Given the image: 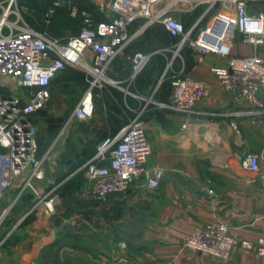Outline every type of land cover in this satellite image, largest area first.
Returning a JSON list of instances; mask_svg holds the SVG:
<instances>
[{"label":"crops","instance_id":"obj_1","mask_svg":"<svg viewBox=\"0 0 264 264\" xmlns=\"http://www.w3.org/2000/svg\"><path fill=\"white\" fill-rule=\"evenodd\" d=\"M202 10L200 7L186 15L193 21ZM247 11H264V0L248 1ZM159 26L149 30L164 29ZM137 27L132 25L130 31ZM166 35L172 43L167 31ZM140 38L116 56L108 73L114 83L105 89L109 92L107 87L114 88L121 94L124 114L146 105L145 133L151 148L146 168L147 173L163 171L159 187L146 189V173L125 192L114 193L102 202L87 193L83 173L76 178V172L71 173L74 156L67 151L58 154L53 169H47L48 185L38 186L36 191L54 189L61 196L60 205L52 214L33 216L26 224H22V217L9 228L2 224L5 244L0 248V264H264V256L239 246L242 240L255 243L264 238V107L246 103L219 84L214 70L227 66L226 57L207 54L198 61L197 53L190 49L176 57L173 44L148 52L162 57L165 63L139 93L134 88L136 74L129 58L133 45H142ZM251 52V46L234 33L232 54ZM176 58L180 69L173 71L171 64ZM180 72L203 81L209 89L191 116L155 104L170 100L171 81ZM87 86V77L68 67L53 79L50 94L69 89L82 96ZM258 95L264 102V90ZM144 98L150 101L146 104ZM96 111L100 116L85 121L78 136L99 134L110 138V124L101 102L96 104ZM81 150L77 164L80 171L91 155L89 149ZM249 153L261 154L257 171L242 166ZM17 186L5 195L0 213L4 214L25 190ZM213 220L224 223L235 239V249L228 259L192 251L185 244L195 229Z\"/></svg>","mask_w":264,"mask_h":264},{"label":"built area","instance_id":"obj_2","mask_svg":"<svg viewBox=\"0 0 264 264\" xmlns=\"http://www.w3.org/2000/svg\"><path fill=\"white\" fill-rule=\"evenodd\" d=\"M32 1L0 0V150L4 151L0 155V201L17 185L21 190L28 187L37 195L30 209L34 216L54 212L61 203L58 193L54 189L38 193L32 183L44 179V166L57 152L50 146L38 156L37 127L31 117L47 107L53 79L70 67L82 72L88 82L71 116L88 121L94 112L93 92L114 83L108 76L112 61L150 27L161 25L176 38L172 45L176 57L184 49L197 53L198 61L207 54L226 57L227 66L214 70L219 84L246 103L264 107L258 95L264 90V11L249 13L247 2L251 0H90L99 16L69 3L68 15L82 16L83 25L78 34L60 38L47 32L60 3L52 2L38 13L40 29L25 19L33 12ZM200 7L202 12L186 27L179 16ZM135 22L140 24L131 32ZM234 33L251 46V54H232ZM149 58V54H134L133 72L141 71ZM208 93L203 81L180 72L171 81L170 100L155 104L191 116ZM145 107L132 110L126 125L114 137L104 139L83 165L84 185L93 198L103 202L146 175L151 148L142 119ZM260 156L246 154L243 168L257 171ZM162 178L161 169L147 173L146 189H157ZM185 244L192 251L220 259L230 258L236 246L229 228L216 220L195 229ZM239 246L264 256V238L255 243L242 240Z\"/></svg>","mask_w":264,"mask_h":264},{"label":"rangeland","instance_id":"obj_3","mask_svg":"<svg viewBox=\"0 0 264 264\" xmlns=\"http://www.w3.org/2000/svg\"><path fill=\"white\" fill-rule=\"evenodd\" d=\"M52 2L60 3V6L57 9L56 17L52 24V28L60 30L61 36L66 37L75 35L81 25V22L83 21V18L80 15L75 19H71L70 17H68V5L66 0H33L32 4L30 5V9L33 12L31 15H25V19L29 21L34 27L41 29L42 25L38 20V13L46 11L50 7ZM91 3L92 2L90 0H85V4H83L81 7L79 6L81 11H90L92 9ZM80 95L81 94H76L74 93V91L69 89H62L56 94H50L48 107L43 111L38 112L35 115L33 121V123L37 127V137L39 143L38 152L43 154L50 146L54 147L57 155H61V153L67 151L68 154H70V156H74L75 159V163H73L72 167L73 171H71V173L76 172V174H74L76 175L75 178L83 173V169L82 171H80L79 166L77 165L79 160L78 157H80L82 152L84 151H82L81 149H89L88 153L92 154L94 149L104 140V138H102L99 134H93L89 138L77 135L78 131L84 129L86 125L85 122L77 121L71 116L72 110L81 97ZM95 115L97 117L100 116L99 113L95 110L91 119ZM144 115L145 112L142 116L143 121ZM76 144L81 146L80 149L75 146ZM3 154L4 151L0 150V155ZM53 160L54 159L47 162L44 166V179L32 183V187L35 190H38V186L42 187L48 185L47 180L50 177V171H47V169L50 166L52 168ZM0 165L3 164L1 163ZM76 169H79V171H74ZM56 182H58V178H56ZM58 195L60 196L59 193ZM28 196H30V198H28L29 200H26ZM36 197L37 195L33 193L31 188H25L20 196L14 199L9 207H6V212L4 214L3 211L2 213H0V227L2 224H5V226L9 228L10 225L15 223L20 217H22L23 220L26 219V217H32L33 213L30 212V209L34 204ZM3 199L0 201V206ZM4 233L5 232H0V248L5 244V241L2 240Z\"/></svg>","mask_w":264,"mask_h":264},{"label":"trees","instance_id":"obj_4","mask_svg":"<svg viewBox=\"0 0 264 264\" xmlns=\"http://www.w3.org/2000/svg\"><path fill=\"white\" fill-rule=\"evenodd\" d=\"M66 1H67V5L69 3H73L76 6L78 5L77 7L80 11H81L80 7L83 4H85V0H66ZM91 5H92V9L88 12L92 13L94 16H99L100 14L98 13L97 8L92 3H91ZM188 16L189 15H186V14L181 16V21L185 24L186 27L190 25V23L192 22V19H193V18L189 19ZM55 17H56V14L52 20L51 25L48 27L47 32L51 37H57V38L65 37V36H61L60 30L52 28V24H53ZM68 17H70V16L68 15ZM77 17H75V18H77ZM70 18L75 19L72 17H70ZM139 24H140V22H135L133 25L138 26ZM82 25H83V21L81 22V25L78 28L76 34H78V32L80 31ZM159 27H161V26H159ZM149 29H151V28L147 29V33L145 32L146 34L144 33L143 34L144 36H142V38L139 37L140 38L139 41L143 42L142 45L140 46L138 43L133 45L132 53L130 54V58H129L130 63H131V58L136 53L148 54V52L151 51L152 49L167 46V45L173 44L176 41V38H173L172 43H170V39L166 35V31H165L166 29L165 28H164L165 29L164 30L161 27L157 31H154V30L150 31ZM66 37H68V36H66ZM128 45L124 49H126L128 47ZM184 50L182 51V53L184 52ZM113 61L111 63V66L113 65ZM164 63H165V61L163 60L162 57H160L158 55L150 56L149 61L145 65V67H143V69L136 74L135 81H134V88L139 93H142L143 91H145V89H146L145 85L147 83V80L150 78V76L153 74V72L156 69H158L160 71L163 68ZM131 65H132V63H131ZM155 65H158V68H156ZM171 66H172L171 69L173 68V71L179 70L180 69V60L178 58H176L172 62ZM113 67H114V65H113ZM110 72L111 71L108 70V73H110ZM107 88L109 89L108 90L109 92H107L105 88L101 89V91L95 90L93 92V103H94V112L96 110V104H98V102H101L103 104L104 111L108 117V123L110 124L111 132H110L109 137L111 138L126 125L127 117L131 116L132 114L130 112L126 113V114H124L122 112L121 94L114 88H110V87H107ZM94 112H93V114H94ZM37 141H38V137H37ZM38 145H39V143H38ZM38 151H39V146H38ZM95 151H96V148L94 149L92 154L89 156V158L95 153ZM65 153H67V152H65ZM41 154L42 153L38 152V156H40ZM33 216L34 215H32V217ZM32 217L31 216L26 217V219H24L22 221V224H26V223L30 222Z\"/></svg>","mask_w":264,"mask_h":264}]
</instances>
